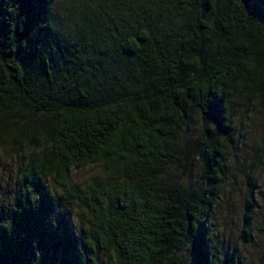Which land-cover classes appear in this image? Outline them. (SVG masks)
<instances>
[{"label":"trees","instance_id":"1","mask_svg":"<svg viewBox=\"0 0 264 264\" xmlns=\"http://www.w3.org/2000/svg\"><path fill=\"white\" fill-rule=\"evenodd\" d=\"M167 1L126 0L132 15L118 43L158 70L138 71V87L109 98L63 84L55 101L34 90L31 72L30 44L53 29L43 15L50 0H0V146L36 150L10 205L0 203V264H245L238 248L223 249L211 219L236 106L264 111V0L190 2L196 17L165 55L158 35ZM41 67L52 76L50 60ZM23 98L36 103V118L19 108ZM183 159L197 161L198 181L168 182ZM93 164L104 177L72 183L73 170ZM61 200L63 215L50 225ZM247 206L242 244L251 239Z\"/></svg>","mask_w":264,"mask_h":264},{"label":"rangeland","instance_id":"2","mask_svg":"<svg viewBox=\"0 0 264 264\" xmlns=\"http://www.w3.org/2000/svg\"><path fill=\"white\" fill-rule=\"evenodd\" d=\"M133 1L145 4L147 0ZM194 1H167L160 21L164 28L158 35L164 45L161 49L163 54L169 55L179 44L180 35L187 29L188 22L195 19V7L190 3ZM125 2L50 0L43 15L52 21L53 29H45L42 39L30 44L35 53L31 72L39 81L34 90L39 91L42 99H63V84L71 88L79 86L99 98H109L138 87L140 83L135 79L138 71L150 73L158 70L155 61L148 64L126 56L118 49L120 37L129 29L127 18L132 15ZM214 5L215 0L211 9ZM37 48L42 52L39 53ZM157 50L155 48V52ZM43 59L51 61V77L41 67ZM18 104L25 114L33 118L38 115L36 103L23 98ZM236 109L235 142L229 153L221 200L211 219L212 228L223 249L231 252L238 248L245 264H264V111L257 107H249L246 111L239 104ZM35 151L20 149L7 142L0 146V203L10 205L21 178L20 168ZM176 175L196 183L199 164L183 159L180 165L167 172L165 179L171 182L177 178ZM104 176L103 167L93 164L73 170L71 181L84 188L93 179ZM247 200L253 213L248 228L251 239L242 244L245 218L249 214ZM63 212L64 201L61 200L60 205L47 216L50 225L55 226ZM80 215L82 211L77 208L75 220Z\"/></svg>","mask_w":264,"mask_h":264}]
</instances>
